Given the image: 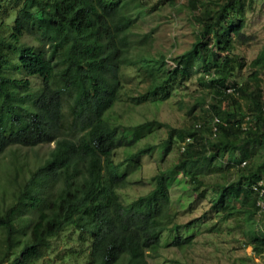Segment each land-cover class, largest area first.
I'll use <instances>...</instances> for the list:
<instances>
[{
	"label": "trees",
	"instance_id": "trees-1",
	"mask_svg": "<svg viewBox=\"0 0 264 264\" xmlns=\"http://www.w3.org/2000/svg\"><path fill=\"white\" fill-rule=\"evenodd\" d=\"M186 4L195 38L170 56L133 37L147 14L142 0H0V264H149L169 247L160 232L179 227L170 224L168 177L176 172L206 191L222 220L241 215L246 243L264 255L257 231L264 209L251 188L264 174V44L249 62L237 51L249 39L246 0ZM194 65L205 93L188 107V125L105 118L118 100L169 98L170 83L187 79ZM246 66L249 75L236 82ZM127 70L137 90L127 87ZM162 127L161 146L176 134L180 145L190 142L172 164L157 167L152 188L123 202L119 193L130 181L120 166L158 144L145 142L118 161L114 151ZM42 144L49 146L37 149ZM231 154L236 163L226 161ZM190 243L177 235L170 245Z\"/></svg>",
	"mask_w": 264,
	"mask_h": 264
},
{
	"label": "rangeland",
	"instance_id": "rangeland-1",
	"mask_svg": "<svg viewBox=\"0 0 264 264\" xmlns=\"http://www.w3.org/2000/svg\"><path fill=\"white\" fill-rule=\"evenodd\" d=\"M142 3L147 14L139 18L132 27L134 38L142 36L152 53L165 52L170 56L189 47L195 38L197 27L191 20L186 0L184 3L178 2L179 5L176 4L174 7L167 3V0H142ZM246 3L243 31L249 39L245 42H237V51L249 62L264 44V0H246ZM167 64L172 66L173 61L168 59ZM249 73L250 68L246 66L238 71L235 81L240 83ZM132 74L127 70L126 85L132 90H137L130 79ZM203 77L204 74L199 67L194 65L189 68L187 79L170 83L169 98L154 97L151 101L139 104L118 100L105 113V118L112 123L131 124L157 118L172 127L186 126L189 124V116L186 114L188 107L205 93L201 84V78L205 81ZM262 77L264 85V73ZM193 111L200 114L204 108L196 103ZM166 132L163 127L157 128L114 151V161H118L145 142L158 144L149 153L139 155L136 160L120 166V173H124L130 181L125 190L119 193L123 202L152 188L153 182L150 177L156 172L157 167L166 168L176 160L180 146L179 139L182 135L176 134L171 144L161 146ZM49 145L52 146L53 143ZM49 145L42 144L37 149L45 150ZM237 160L238 158L232 154L226 157L228 163H236ZM210 177L217 178L215 175ZM186 178L180 172L172 173L168 177L170 212L173 215L170 224L179 223V227L166 228L160 232L161 246L169 247L161 249L158 257H148L149 264H175L168 259L176 256L186 257L194 264H264V255H254L252 244L246 243L247 226L240 218L241 215L233 214L222 220L221 213L210 207L206 191L196 182H186ZM259 224L257 231L262 229L264 234V217L260 218ZM177 235L190 237L191 243L178 248L171 246V241Z\"/></svg>",
	"mask_w": 264,
	"mask_h": 264
},
{
	"label": "built area",
	"instance_id": "built-area-1",
	"mask_svg": "<svg viewBox=\"0 0 264 264\" xmlns=\"http://www.w3.org/2000/svg\"><path fill=\"white\" fill-rule=\"evenodd\" d=\"M233 90L234 88L231 86H228L225 89L226 92H232ZM188 142H190L189 136L185 137L184 140L181 142L180 149L183 150ZM244 163L245 161L241 162L242 165ZM251 188L257 195L256 205L259 211H262L264 209V174L256 182L252 183Z\"/></svg>",
	"mask_w": 264,
	"mask_h": 264
}]
</instances>
